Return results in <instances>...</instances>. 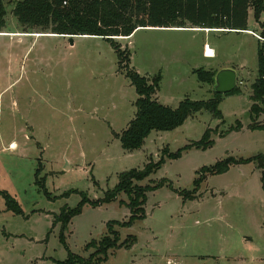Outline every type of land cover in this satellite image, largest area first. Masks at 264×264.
Masks as SVG:
<instances>
[{
  "label": "rangeland",
  "instance_id": "rangeland-1",
  "mask_svg": "<svg viewBox=\"0 0 264 264\" xmlns=\"http://www.w3.org/2000/svg\"><path fill=\"white\" fill-rule=\"evenodd\" d=\"M16 1L2 0L0 191L23 214L6 211L0 197V264H51L68 252L94 264H264L260 160L200 174L228 158L264 157V127L249 128L264 125V114L255 120L250 114L256 48L264 42L248 31L158 28L114 40L128 49L130 67L139 75L161 76L155 99L164 106L213 97V85L198 82L193 69H233L239 90L220 98L221 120L198 113L173 131H152L141 149L127 152L116 134L133 118L137 96L110 44L91 36L22 34L11 13ZM260 22L249 10L247 29L260 36ZM205 45L215 51L211 59L204 58ZM207 130L210 144L193 146ZM177 151L179 158L167 157ZM161 158L158 168L136 182L159 185L145 193L141 218L127 223L130 198L119 192L100 206L85 204L63 229L62 212L74 209L84 194L104 200L121 174L143 171ZM39 167L51 199L34 183ZM194 179V199L184 200L178 192H192ZM105 235L119 246L96 254Z\"/></svg>",
  "mask_w": 264,
  "mask_h": 264
},
{
  "label": "trees",
  "instance_id": "trees-1",
  "mask_svg": "<svg viewBox=\"0 0 264 264\" xmlns=\"http://www.w3.org/2000/svg\"><path fill=\"white\" fill-rule=\"evenodd\" d=\"M249 10L253 13L255 22L259 23L264 15V0H17L11 11L22 28V34H49L64 37L91 36L101 38L108 42L114 50L119 70L124 74L136 93L134 102L135 114L120 134H116L122 150L127 152L142 148L145 139L152 131L170 132L180 126L190 117L208 112L212 118L221 120L218 109L220 98L224 95L215 94L208 100H191L184 98L176 108H170L157 102L155 94L159 89L161 76L152 79L139 75L130 67V53L127 48L122 49L115 42L116 39L128 38L141 28L158 29H204L222 30L226 32H245ZM6 10L0 0V33L5 27ZM261 35L264 39V19L260 22ZM264 42V41H261ZM256 78L251 85L252 105L250 114L255 120L264 114V45L257 44L256 48ZM191 73L197 81L203 84H214L216 72L206 71L202 68L193 69ZM235 87L230 93L237 94ZM264 125L251 124V129H261ZM240 129V126L238 127ZM208 130L200 142L193 143L196 147H205L210 144L207 138ZM166 150H164L165 152ZM168 158L177 159L180 152L168 154ZM163 158L156 164L149 163L145 170L132 169L119 176V182L112 192L108 191L104 200L90 201L85 194L74 209L62 212L61 222L63 229L71 218L81 212L82 206L89 204L92 207L100 206L103 202H111L119 192L128 194L130 201L128 207L131 212L130 221L141 218L142 205L145 193L155 191L159 185H137L163 162ZM260 160L261 185L264 191V157H253L247 160H234L228 158L216 164L211 170L202 169L201 173L208 171L210 175L224 172L232 164H247ZM41 167L34 174V183L49 199L45 189L46 177L40 176ZM199 179H194L192 192L180 191L178 194L185 200L194 199L198 190ZM72 192V191H71ZM66 193L65 195H68ZM4 201L5 210L13 215H22L18 202L5 191H0ZM124 223L123 225H125ZM111 225L108 228L111 230ZM61 239V237H60ZM132 245V244H131ZM117 239L105 235L96 247V254L104 253L108 248H115ZM129 247L126 245V248ZM51 264H94V259H84L79 255L68 252L63 261H52Z\"/></svg>",
  "mask_w": 264,
  "mask_h": 264
},
{
  "label": "water",
  "instance_id": "water-1",
  "mask_svg": "<svg viewBox=\"0 0 264 264\" xmlns=\"http://www.w3.org/2000/svg\"><path fill=\"white\" fill-rule=\"evenodd\" d=\"M236 80V71H234L233 69H220L215 73L214 76V93L219 95L230 93L236 87Z\"/></svg>",
  "mask_w": 264,
  "mask_h": 264
},
{
  "label": "crops",
  "instance_id": "crops-1",
  "mask_svg": "<svg viewBox=\"0 0 264 264\" xmlns=\"http://www.w3.org/2000/svg\"><path fill=\"white\" fill-rule=\"evenodd\" d=\"M190 28H187V29H184V30H189ZM171 30V29H170ZM179 30V29H178ZM181 30V29H180ZM193 30H198V29H193ZM205 31H207L208 33H211V32H216V33H225L226 31H222V30H204V32ZM207 32H205V33H207ZM230 33V32H229ZM232 33H237V32H233L232 31ZM240 33H245V32H239L238 34H240ZM247 33H249V31L247 32ZM250 34V33H249ZM251 35V34H250ZM207 46V45H206ZM203 52V51H202ZM214 53V55H215V51L213 52ZM204 57V56H203ZM204 58H206V59H211L210 57L208 58V57H204Z\"/></svg>",
  "mask_w": 264,
  "mask_h": 264
},
{
  "label": "built area",
  "instance_id": "built-area-1",
  "mask_svg": "<svg viewBox=\"0 0 264 264\" xmlns=\"http://www.w3.org/2000/svg\"><path fill=\"white\" fill-rule=\"evenodd\" d=\"M249 33H250L251 35H253L255 38H257L258 40H260V41H264L263 38H261L260 36L256 35L255 33H251L250 31H249ZM207 47H208V46L205 45V48H204V56L209 57V56L207 55Z\"/></svg>",
  "mask_w": 264,
  "mask_h": 264
},
{
  "label": "bare ground",
  "instance_id": "bare-ground-1",
  "mask_svg": "<svg viewBox=\"0 0 264 264\" xmlns=\"http://www.w3.org/2000/svg\"><path fill=\"white\" fill-rule=\"evenodd\" d=\"M180 30V29H179ZM120 39V38H119ZM122 39H124V38H122ZM207 49H208V47H207ZM212 51V50H211ZM210 51V49H208V52H207V55L210 57V56H212L213 57V55H214V53H213V51L211 52ZM211 58V57H210Z\"/></svg>",
  "mask_w": 264,
  "mask_h": 264
}]
</instances>
